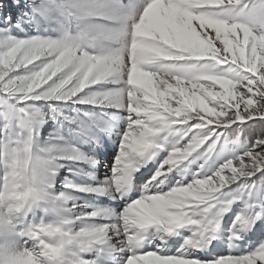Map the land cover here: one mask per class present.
<instances>
[{
	"label": "snow or ice",
	"instance_id": "obj_1",
	"mask_svg": "<svg viewBox=\"0 0 264 264\" xmlns=\"http://www.w3.org/2000/svg\"><path fill=\"white\" fill-rule=\"evenodd\" d=\"M0 264H264V0H0Z\"/></svg>",
	"mask_w": 264,
	"mask_h": 264
}]
</instances>
